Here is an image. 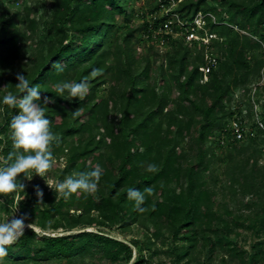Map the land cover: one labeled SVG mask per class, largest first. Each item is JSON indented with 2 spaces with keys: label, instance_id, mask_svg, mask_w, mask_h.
I'll list each match as a JSON object with an SVG mask.
<instances>
[{
  "label": "trees",
  "instance_id": "trees-1",
  "mask_svg": "<svg viewBox=\"0 0 264 264\" xmlns=\"http://www.w3.org/2000/svg\"><path fill=\"white\" fill-rule=\"evenodd\" d=\"M134 2L51 0L49 15L39 20L31 7H24L19 16L0 6V167L13 150L10 122L18 112L2 100L8 93L23 95L15 87L16 74L21 73L30 86H39L41 103L43 97L53 101L45 111L57 137L51 151L54 161L63 158L65 162L62 168L53 163L50 169L58 172L57 182L92 171L97 164L104 170L93 194L78 192L64 199L55 186L48 190L32 181L24 184V191L0 197V222L17 198L18 217L27 216L25 223L34 225L7 247L8 255L0 264H152L160 254L155 242L162 236L170 237L174 264H190L200 239L210 238V252L217 244L215 236L229 238V218L243 224L233 208L227 206L221 214L215 210L203 180L213 152L224 148L233 164L228 187L232 195L250 196L249 202L260 207L258 226L264 229L261 142L257 137L246 146L228 143L222 147L214 141L231 116L226 105L233 91L245 93L253 75L263 68V59L253 58L259 43L250 36L264 39V0H182L178 5L176 12L184 18L198 11L211 14L215 21L207 18L208 29L224 39L217 49L219 66L203 85L199 84L201 51L193 57L180 39L172 41L156 66L158 75L149 79L154 62L150 55L137 59L134 38L136 32H149V26L160 20L133 25ZM158 10L155 0L150 11ZM17 19L25 32L18 29ZM57 63L63 65L62 72L54 68ZM93 69L102 74L91 78ZM85 77H89V91L83 99H73L67 92L57 94V83H79ZM102 86L106 94L99 96ZM77 108L80 115L73 118ZM185 140L188 153L181 148ZM150 164L158 171H146ZM149 186L154 194H146L142 207L148 211L141 213L128 199L127 190L143 192ZM37 187L44 193L41 204ZM136 224L144 230L140 243L126 244L109 234L118 230L126 236V230ZM58 229L69 233H48ZM218 244L228 248L231 257L247 255L238 253L230 241L219 239ZM256 247L264 249V239ZM254 248L243 264L258 263L260 252Z\"/></svg>",
  "mask_w": 264,
  "mask_h": 264
},
{
  "label": "rangeland",
  "instance_id": "rangeland-1",
  "mask_svg": "<svg viewBox=\"0 0 264 264\" xmlns=\"http://www.w3.org/2000/svg\"><path fill=\"white\" fill-rule=\"evenodd\" d=\"M51 0H0V6L5 7L9 10V12L12 15L18 14L19 16L22 14L24 7H31L34 11L33 16L39 20L41 17H46L49 15L48 7ZM18 3V4H17ZM155 3V0H135L133 5L131 6V9L134 13V19H133V25L135 26H142L143 23L147 22L150 19L149 13H151L152 4ZM121 18L119 19V22H121ZM17 27L22 32H25V26L24 24L17 19ZM134 38V53L137 59H141L144 56L150 55V59L153 63V70L149 72V79H154L159 71L156 70V66L160 63V60L164 59L166 53L170 50V44L169 46H164L162 48H157L156 44L151 39H145L144 32L138 31L135 34ZM143 39L146 42H140L139 40ZM178 40V39H174ZM173 40V41H174ZM181 40V39H180ZM139 41V42H138ZM185 45V44H184ZM215 51L217 47L215 46ZM162 49V51L160 50ZM198 47H193L190 49L192 56L194 57L196 53L198 52ZM29 51V49L27 50ZM26 51V52H27ZM167 51V52H166ZM157 52V53H156ZM255 60L262 59V56H260V53L257 51L254 54ZM139 59V60H140ZM165 64V62H164ZM258 71V70H257ZM255 73V72H254ZM261 77V73L258 74L256 72L253 77L251 78V81L248 83L247 87L245 88L246 93L242 94L244 92L240 91V89L233 91V98H231V101L227 106V109L231 107L233 108L235 104L234 95L239 96V100L242 104L245 105V108L248 107L247 100V92L255 86L259 81ZM250 87V88H249ZM101 92H99V96H103L106 94V88L105 86H102L100 88ZM258 96V97H257ZM257 100H261L264 103V86L257 90ZM229 107V108H228ZM226 109V110H227ZM112 117L116 121V115L113 113ZM3 118L0 117V120ZM248 141H245L241 143L243 146H246ZM260 150H261V156L258 159L259 163L260 161L264 163V150L261 147V144L258 143ZM188 140H185L181 148L185 152H189V146H188ZM207 145L212 149V145L210 143H207ZM227 149H221L219 151H215L214 158L212 159V163L209 167V171L204 174L203 180L206 183V189L209 192V199L215 206V210L221 214L225 213V209L227 206L230 207V209L233 208L235 211V215L237 217V221L239 223H243L242 226H239L231 219H228V222L230 223L231 232L229 233V238H227L226 234H220L218 236L214 237L215 242L217 243L215 248L209 252L210 245L208 244V239L210 238H202L199 240V243L195 250L192 251L190 254L191 262L190 264H204L207 261L210 264H243L242 260L245 258H249L250 255L254 252L253 247H255V251H258L259 253V261L257 264H264V249L259 247H256L257 243L259 241H263L264 239V229H260L258 226V223L260 222V207L257 204H254L252 202H249L250 196L248 197H242L241 195H232L231 189L228 187V180L230 173L233 170V164L229 161L227 158L226 151ZM221 160H218L219 158ZM56 167L59 165V167H63L65 164L64 159L60 158L59 161L53 162ZM58 172L54 169L52 171L45 174L43 178L40 176H37L35 174H32L30 171L27 174H21L20 182L26 185H29L32 183V181L39 182L42 184L43 187H46L48 190H52L54 186L57 183L58 179ZM51 186L49 188L48 185ZM2 200V198H0ZM0 200V202H1ZM16 203L17 198L14 200V205L12 208H8L7 212H4L2 215L3 220L11 219L14 215L18 217V211L16 209ZM27 224V223H26ZM37 232H40L39 229H35ZM88 231H95V229L92 228H86ZM79 230H74L72 233L77 232ZM50 235H59L62 236L64 234H68L69 232L63 231L62 229H58L55 231V233L48 231ZM71 233V232H70ZM111 236L115 237L116 239L124 240L126 242H141L143 240L144 236V230L139 225L136 224L134 226L129 227L126 230V236L122 235L118 230H113L109 233ZM219 239H223V241L227 242L230 241L234 244V247L237 249L238 253L245 252L247 255L245 256H229L227 254L228 248L226 247H220L218 244ZM156 248L158 251H160V254L155 257L152 261V264H174L173 257L171 255L172 252H170V237L168 236H162L158 240H156ZM64 264V263H61Z\"/></svg>",
  "mask_w": 264,
  "mask_h": 264
},
{
  "label": "clouds",
  "instance_id": "clouds-1",
  "mask_svg": "<svg viewBox=\"0 0 264 264\" xmlns=\"http://www.w3.org/2000/svg\"><path fill=\"white\" fill-rule=\"evenodd\" d=\"M54 68L58 72L64 70L60 63L54 65ZM101 74V70L93 69L90 77L95 78ZM16 79L18 83L15 87L23 95L17 97L8 93L2 100L4 105L18 109V112L10 122L13 150L4 159V166L0 167V197L24 191L25 185L17 179L21 174L24 176L32 171L43 178L54 162L51 145L57 137L51 130V121L45 116L46 105L53 101L48 97H43V103H41L42 96L39 86H30L25 75L17 73ZM55 88L60 96L67 92L73 99H83L89 91V77H85L79 83L60 82L55 85ZM80 111L77 108L72 113L73 118L78 117ZM103 171V168L97 164L92 171L69 175L62 182L56 183L55 192L64 199H69L78 192L93 194L98 191ZM146 171L155 173L158 168L155 164H150ZM48 186L51 188L50 185ZM35 191L39 203H43V191L39 187ZM146 194L147 196L153 195V187H146L143 192L132 188L127 190L128 199L134 201L135 208L141 213L148 211L147 208L142 207L146 201ZM26 219H28L27 216L16 217L14 215L11 219L0 222V259L8 255L7 247L15 244L24 235L26 228L33 229V223L26 224Z\"/></svg>",
  "mask_w": 264,
  "mask_h": 264
},
{
  "label": "built area",
  "instance_id": "built-area-1",
  "mask_svg": "<svg viewBox=\"0 0 264 264\" xmlns=\"http://www.w3.org/2000/svg\"><path fill=\"white\" fill-rule=\"evenodd\" d=\"M181 2L182 0H156L159 10L149 13L150 19L147 23L152 24L160 21L156 26L150 25L149 32H144V37L146 40H153L157 48L169 46L170 41L174 39H181L189 49L198 47V51H201L202 55L199 84L203 85L209 81V75L219 66L217 49L224 39L208 29L207 18H210L212 22L215 21L211 14L198 11L192 17L184 18L176 12ZM239 33L249 36L243 31H239ZM250 37L259 43V52L264 61V39ZM215 46L217 47L216 51ZM160 50L162 51V49ZM260 73V81L252 88L249 87L250 90L246 94L247 108L240 102L239 96L234 95L235 104L232 109L231 107H228L229 110L227 109L231 112V116L222 132L217 133L214 137L216 145L225 147L228 143L239 144L258 137L264 150V103L256 98L257 90L264 86V65Z\"/></svg>",
  "mask_w": 264,
  "mask_h": 264
},
{
  "label": "water",
  "instance_id": "water-1",
  "mask_svg": "<svg viewBox=\"0 0 264 264\" xmlns=\"http://www.w3.org/2000/svg\"><path fill=\"white\" fill-rule=\"evenodd\" d=\"M35 229V228H34ZM36 231V230H35ZM79 232H82V231H77V232H74V233H79ZM119 241H122V242H124V243H126V244H129L128 242H126V241H124V240H120V239H118Z\"/></svg>",
  "mask_w": 264,
  "mask_h": 264
}]
</instances>
